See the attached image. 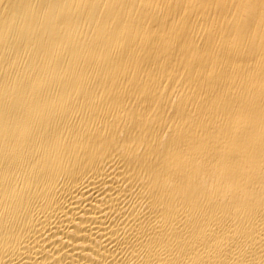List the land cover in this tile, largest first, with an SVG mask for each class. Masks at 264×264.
<instances>
[{
  "label": "bare ground",
  "instance_id": "obj_1",
  "mask_svg": "<svg viewBox=\"0 0 264 264\" xmlns=\"http://www.w3.org/2000/svg\"><path fill=\"white\" fill-rule=\"evenodd\" d=\"M0 264H264V0H0Z\"/></svg>",
  "mask_w": 264,
  "mask_h": 264
}]
</instances>
